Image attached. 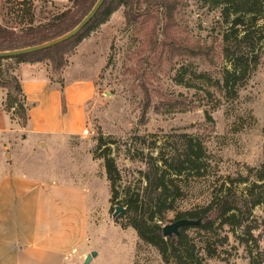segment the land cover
<instances>
[{
  "label": "rangeland",
  "instance_id": "1",
  "mask_svg": "<svg viewBox=\"0 0 264 264\" xmlns=\"http://www.w3.org/2000/svg\"><path fill=\"white\" fill-rule=\"evenodd\" d=\"M21 1H0L1 25L20 29L43 24L71 8L73 0L65 4L29 0V16L18 11L23 7L15 3ZM129 1V8L119 7L64 55L73 79H89L94 88L85 104L82 127V132L88 129L90 134L71 137L65 149L71 157L67 171L76 182L89 184L94 200L90 219L99 235L90 239L89 246L99 255L93 264H163L157 251L127 226L126 217L112 220L114 207L120 205L109 202L103 167L106 156L113 159L119 175V199L127 185L144 186L140 172L146 166L141 154L156 156L155 148L175 135L185 134L203 143L211 177L236 180L248 176L250 169L253 176L264 165V40L256 70L235 99H226L213 85L225 64L220 53L219 11L211 2L165 0L170 8H164L157 5L158 0ZM260 23L264 24V14ZM166 28L169 41L163 36ZM193 53L200 56L191 57ZM199 74L208 80L198 79ZM23 138L22 134H0V179L8 174L14 158L21 156ZM59 164L62 160L54 158L49 166ZM201 182L193 176L181 182L184 193L162 226L180 220L178 214L205 206L207 190ZM253 214L261 218L263 209ZM220 250V258L207 264H248L243 248L231 235Z\"/></svg>",
  "mask_w": 264,
  "mask_h": 264
},
{
  "label": "trees",
  "instance_id": "2",
  "mask_svg": "<svg viewBox=\"0 0 264 264\" xmlns=\"http://www.w3.org/2000/svg\"><path fill=\"white\" fill-rule=\"evenodd\" d=\"M13 1L6 0L7 3ZM96 1L73 0L71 8L52 15L45 23L36 26L30 24L14 29L0 24V52L38 46L69 33L90 12ZM208 1L219 11L220 53L225 64L220 71V79L213 85L226 99H235L261 59L264 24L260 21L264 14V0ZM165 2L158 0L157 5L167 8ZM15 4L23 7L18 10L23 16L31 14L30 7L27 8V5L31 6L29 0ZM130 6L129 0H106L91 22L69 41L42 52L11 60L0 59V88L6 91L4 110L11 114V119H19L21 127L27 123L26 100L14 75L19 65L48 62L52 73L60 72L66 67L64 55L70 49L77 47L119 7ZM167 19H170L169 13ZM169 34L166 28L163 36L168 41ZM192 55L199 57L200 53ZM4 63H8L6 68ZM198 79L208 80L205 74H199ZM170 139L161 148H155L156 156L141 154V161L146 166L145 171L140 172L144 186L132 188L127 185L120 199L115 163L112 158H104L103 167L110 188L109 202H116L124 208L119 217H126L127 226L135 231L142 243L157 251L163 264H207L212 258H220V249L228 243L230 235L243 248L248 264H264V215L257 218L253 214L257 208H262L264 213V165L253 176H250L253 171L250 169L248 176H239L236 180L211 177L206 149L201 141L185 134ZM189 176L206 186L208 201L200 209L178 214L177 218H204L203 223L183 228L178 239H165L161 223L167 213L174 211L184 193L181 182ZM241 184L245 185L244 189L237 188ZM189 230L194 231V236L189 234Z\"/></svg>",
  "mask_w": 264,
  "mask_h": 264
},
{
  "label": "crops",
  "instance_id": "3",
  "mask_svg": "<svg viewBox=\"0 0 264 264\" xmlns=\"http://www.w3.org/2000/svg\"><path fill=\"white\" fill-rule=\"evenodd\" d=\"M14 75L26 100L27 123L21 127L4 110L6 91L0 88V134L24 136L22 157L0 179V264H83L95 251L90 239L99 235L90 219L94 200L89 184L67 171L71 157L65 149L82 132L92 81L73 79L67 66L52 73L46 63L21 64ZM54 158L62 165L50 167Z\"/></svg>",
  "mask_w": 264,
  "mask_h": 264
},
{
  "label": "water",
  "instance_id": "4",
  "mask_svg": "<svg viewBox=\"0 0 264 264\" xmlns=\"http://www.w3.org/2000/svg\"><path fill=\"white\" fill-rule=\"evenodd\" d=\"M106 0H97L90 12L80 21V23L69 33L49 41L47 43L33 46L29 48H25L22 50H15L9 52H0V59L1 60H11L20 56L30 55L37 52H42L48 50L50 48L56 47L64 42L69 41L70 39L74 38L84 27H86L91 20L95 17L96 13L100 10L102 5ZM124 208L121 206H115L114 212L112 214V220H115L122 212ZM204 218H200L198 220H190V219H180L171 224H167L162 226V236L163 238H176L178 239L180 236V230L185 227H197L203 223ZM97 252L92 251L88 255H86L83 264H90L93 258H96Z\"/></svg>",
  "mask_w": 264,
  "mask_h": 264
},
{
  "label": "built area",
  "instance_id": "5",
  "mask_svg": "<svg viewBox=\"0 0 264 264\" xmlns=\"http://www.w3.org/2000/svg\"><path fill=\"white\" fill-rule=\"evenodd\" d=\"M90 134L89 130L88 129H85L83 132H82V135L83 136H88Z\"/></svg>",
  "mask_w": 264,
  "mask_h": 264
}]
</instances>
